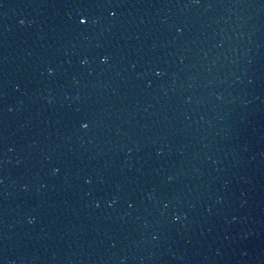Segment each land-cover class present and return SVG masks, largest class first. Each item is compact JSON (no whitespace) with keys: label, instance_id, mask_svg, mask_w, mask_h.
<instances>
[{"label":"water","instance_id":"95a60500","mask_svg":"<svg viewBox=\"0 0 264 264\" xmlns=\"http://www.w3.org/2000/svg\"><path fill=\"white\" fill-rule=\"evenodd\" d=\"M33 0H0V93L28 67ZM18 24H26L27 33L12 34ZM16 41V43H14ZM0 106V114L2 111ZM17 118H13L15 122ZM5 148H0L4 150ZM1 240V238H0Z\"/></svg>","mask_w":264,"mask_h":264},{"label":"snow or ice","instance_id":"6c2138e0","mask_svg":"<svg viewBox=\"0 0 264 264\" xmlns=\"http://www.w3.org/2000/svg\"><path fill=\"white\" fill-rule=\"evenodd\" d=\"M84 6L87 7V4H85ZM113 15H115V13H113ZM79 19H80L81 22H85V21L87 20V16L84 15V14H82V15L79 17ZM83 126H84V127H87V126H88L87 122H85V123L83 124Z\"/></svg>","mask_w":264,"mask_h":264},{"label":"clouds","instance_id":"9594fccd","mask_svg":"<svg viewBox=\"0 0 264 264\" xmlns=\"http://www.w3.org/2000/svg\"><path fill=\"white\" fill-rule=\"evenodd\" d=\"M51 71V69H49Z\"/></svg>","mask_w":264,"mask_h":264}]
</instances>
